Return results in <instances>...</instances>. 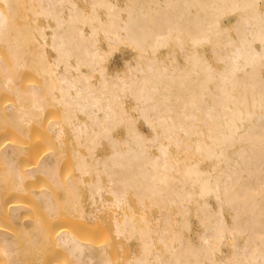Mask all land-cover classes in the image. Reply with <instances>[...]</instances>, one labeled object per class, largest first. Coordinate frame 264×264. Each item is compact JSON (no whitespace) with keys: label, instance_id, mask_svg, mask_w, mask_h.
<instances>
[{"label":"bare ground","instance_id":"6f19581e","mask_svg":"<svg viewBox=\"0 0 264 264\" xmlns=\"http://www.w3.org/2000/svg\"><path fill=\"white\" fill-rule=\"evenodd\" d=\"M0 264H264V0H0Z\"/></svg>","mask_w":264,"mask_h":264},{"label":"rangeland","instance_id":"374dc122","mask_svg":"<svg viewBox=\"0 0 264 264\" xmlns=\"http://www.w3.org/2000/svg\"><path fill=\"white\" fill-rule=\"evenodd\" d=\"M122 54L121 52H115V54L109 59V65L111 66V69H115L118 68L119 66H121L123 64L122 61ZM32 82H34V78L32 76H25L24 78V83L26 85H31ZM34 85V84H33ZM6 106L11 107L13 106V102L11 100H6ZM57 113L56 112H52L48 115V117L46 118L44 124L46 126H50L51 124H57L58 120H57ZM49 139H47L46 137H42V135H37V134H32L27 140H25V150H26V154L24 156V166L26 168H31L33 166V164L40 159V156H48L51 154H57L58 156H60L61 159V175L62 177L67 180L70 179L72 177H74L76 175L73 165H72V161H71V146L69 144V140L68 138H65V142H66V146L64 147L63 151L61 149H59L57 147V144H55L52 141H48ZM44 185H42L41 183L38 185H35L34 187H32L29 190L30 194L36 193V192H40L42 190H44L42 187ZM87 198L85 197L84 200H86ZM26 206L28 208V210L33 214V216L35 218H37L39 221L42 222V224L44 223L46 225V221H43V215L39 212V209L31 202L26 201ZM66 225V224H65ZM64 224L61 226H65ZM47 226H49V224H47ZM73 232L75 230H79L78 226H73L72 227ZM86 240L90 241V242H95V243H99V242H106V235L103 232V228L100 226H95L93 227L91 230H89L87 232V234L84 237Z\"/></svg>","mask_w":264,"mask_h":264}]
</instances>
